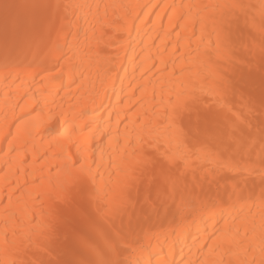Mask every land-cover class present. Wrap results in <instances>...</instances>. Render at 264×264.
Returning <instances> with one entry per match:
<instances>
[{"label":"snow or ice","instance_id":"6c2138e0","mask_svg":"<svg viewBox=\"0 0 264 264\" xmlns=\"http://www.w3.org/2000/svg\"><path fill=\"white\" fill-rule=\"evenodd\" d=\"M258 7L259 15L257 5L243 0H120L104 5L94 0H41L0 5L5 21L0 96L13 115L21 111V121L51 119L55 109L45 112L51 86L79 89L86 79L91 82L94 70L99 76L100 68L127 77L128 69L115 67L116 56L103 55L100 41L108 31L129 36L144 32L151 39L162 14L170 24L177 21L174 28L193 29L189 40L195 37L197 43L188 45V55L207 70L198 73V87L173 91L161 101L169 145L175 142L160 145L163 152L150 151L151 142L145 147L130 140L127 124L121 131L120 110L110 104L105 108L98 96L99 103L93 100L90 110L76 111L74 105L70 113L60 112L63 131L58 130L49 151L60 161L56 169L66 179L30 218L13 210L10 185L5 183L9 195L0 212V264H177L167 256L192 236L200 253L196 264H264V0ZM13 8L26 11L10 16ZM105 23L107 29L98 32L97 25L104 29ZM141 57V64L133 67ZM149 60L151 71L156 63L150 50L131 49V72L140 71ZM136 80L134 75L128 80L133 94L143 88ZM129 147L139 157L134 168L127 163ZM20 150L9 141L4 153L7 169H0L5 181L12 154ZM83 204L95 205L89 215L99 214L111 223L103 233L76 245L66 212L68 206ZM256 216L259 245L252 242ZM180 264L193 262L182 259Z\"/></svg>","mask_w":264,"mask_h":264},{"label":"bare ground","instance_id":"6f19581e","mask_svg":"<svg viewBox=\"0 0 264 264\" xmlns=\"http://www.w3.org/2000/svg\"><path fill=\"white\" fill-rule=\"evenodd\" d=\"M0 2L2 1L0 0ZM38 2H41V0H16V3L14 0H4L3 3L27 5ZM89 2H93V0H89ZM94 2L104 5L117 3L120 0H94ZM139 2L147 3L149 0H139ZM151 2L169 4L181 2L214 3L216 0H151ZM243 2L257 5L254 11L259 15L258 6L261 0H243ZM25 11L23 8H13L11 14L15 16L17 13H24ZM100 12L102 15L103 7H101ZM176 23L177 21L173 20L170 24L167 15L162 14L161 20L156 21V28L150 33L151 39H147L144 32L132 31L129 36L126 33L116 34L108 31L107 35L100 41V46L105 48L103 55L116 56L115 67L120 68L123 66L128 69L129 75L125 77L124 72L116 73L115 71L108 75L105 68H100L99 76L94 70L90 78L91 82L86 79L79 89L76 85H73L71 89L63 88L60 85L51 86V94H46L48 95L49 104L45 108L46 113L50 109H55V112L51 113V119L43 120L40 117L30 119L26 117L24 121L18 120L17 117L22 115L21 111L17 109L15 115H13L4 106L3 97L0 96V133H2L0 134V169H7V165L4 163V153L8 149L9 141H13L14 145L21 146L19 153L12 154L11 170L7 174L6 181L3 179L5 172L0 171V212L3 211L4 205L8 203L7 196L9 192L5 191V183L10 185L13 210L18 211L21 215H26L28 218L31 217L33 209L39 212L38 206L42 202H50L49 196L53 191L58 190L59 185L64 183L66 176L64 172L56 169V165L60 161L53 151H49V145L58 135V130L63 131L64 116H60L59 113H70L73 111L74 105L76 111L90 110L93 107V100L99 103V99H104L105 108H108L110 104L113 108L120 110L121 131H124V125L127 124L130 140H139L145 147H149V142H151L150 151L159 148L163 152L164 148L160 145L165 147L174 146V141L172 145H169L171 139L170 129H168V121L164 119L166 113L161 101L167 100L168 95L173 91L191 90L198 87V73L204 74L207 72L188 55L191 51L188 45L191 44L194 47L197 43L195 37L189 40L193 29L191 27L174 28ZM179 23L184 24L183 21ZM4 27L5 22H0L1 30H4ZM150 27V25L146 26L144 31H148ZM97 29L98 32L105 31L107 24L105 23L104 29L97 25ZM195 31L199 32L198 26ZM142 40L145 41L143 44L141 43ZM142 48L150 50L156 67L148 71L153 63L152 60H149L140 71L132 73L131 68H129L131 49H135L139 53ZM2 54L3 39L0 38V55ZM142 59L143 57L138 59L133 67L140 65ZM257 71L259 72V69ZM142 72L147 74L143 76V79H140ZM106 75H108V78H106ZM133 75L137 77L136 85H143V88L137 87L134 94L128 88V80ZM256 83L257 94H259V75H257ZM97 96L99 99H97ZM118 100L121 102H118ZM35 115L34 113L33 116ZM6 116L7 119H5ZM14 137L15 139H13ZM113 146L115 147V145ZM131 153L132 149L129 147L127 163L130 168H134L139 157L133 156ZM121 154L123 155V146H121ZM105 178L108 179L107 175ZM152 178L149 175L148 180ZM111 179L115 180L116 177ZM120 179H123V174L120 175ZM188 179H192L191 172L188 174ZM258 183L257 179V185ZM140 187L143 195L144 185H140ZM256 192L259 193L258 187ZM119 194V190L113 192V198H117ZM95 207V205L88 206L87 204L67 207L68 227L75 233L76 245H80L81 241H87L90 235L103 233L107 227H110L111 222L105 217L99 214L89 215L90 212H95ZM236 223L239 226L241 221ZM164 227L167 228V223ZM0 228H3L2 223H0ZM256 229L252 242L259 245V216H256ZM193 232L195 233L196 230L193 229ZM194 239L195 236L187 237L178 243L173 248L171 255L167 256V259L175 261L177 264H180L182 259L185 261L190 260L193 264H196L200 253L196 251L193 245ZM163 247L167 252L166 243ZM153 258L155 259V257Z\"/></svg>","mask_w":264,"mask_h":264},{"label":"rangeland","instance_id":"374dc122","mask_svg":"<svg viewBox=\"0 0 264 264\" xmlns=\"http://www.w3.org/2000/svg\"><path fill=\"white\" fill-rule=\"evenodd\" d=\"M2 2H0V5L3 4L4 0H1ZM17 1H22V0H17ZM14 2L16 3V0H14ZM19 4V3H18ZM9 15L12 16L11 14V10L9 11ZM2 21H4V12L3 9L0 8V22L2 23ZM5 22V21H4ZM3 34H4V30H1L0 28V38L3 39Z\"/></svg>","mask_w":264,"mask_h":264}]
</instances>
